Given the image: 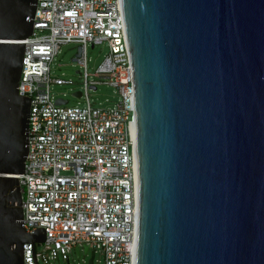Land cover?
Listing matches in <instances>:
<instances>
[{
    "label": "water",
    "instance_id": "95a60500",
    "mask_svg": "<svg viewBox=\"0 0 264 264\" xmlns=\"http://www.w3.org/2000/svg\"><path fill=\"white\" fill-rule=\"evenodd\" d=\"M120 1L134 88V264H264V0ZM36 3L0 0V264H23L25 244L37 264L33 244L45 241V230L23 228L17 180L30 111L18 83Z\"/></svg>",
    "mask_w": 264,
    "mask_h": 264
},
{
    "label": "built area",
    "instance_id": "2783aa9c",
    "mask_svg": "<svg viewBox=\"0 0 264 264\" xmlns=\"http://www.w3.org/2000/svg\"><path fill=\"white\" fill-rule=\"evenodd\" d=\"M67 46L76 48L71 66L77 69L79 91L73 80L53 74ZM100 46L108 53L90 73L88 48ZM101 86L112 88L116 96L114 102L105 100L107 106L90 99ZM58 88L69 94L56 93ZM67 95L78 103L69 107ZM18 96L30 100L28 155L24 175L17 176L23 228L29 235L45 230L43 244L58 248L41 259L52 260L58 252L70 264L73 251L79 258L81 251L86 256L91 251L92 264L97 255L98 264H134V88L121 1L37 0ZM23 264H34L31 244L23 246Z\"/></svg>",
    "mask_w": 264,
    "mask_h": 264
},
{
    "label": "rangeland",
    "instance_id": "374dc122",
    "mask_svg": "<svg viewBox=\"0 0 264 264\" xmlns=\"http://www.w3.org/2000/svg\"><path fill=\"white\" fill-rule=\"evenodd\" d=\"M62 53L60 56L57 57L55 66L53 67V74L57 77H60L62 74L65 77V79H71L74 83H77L73 86V89L75 91H79L81 86L78 83L77 76L75 72L77 69L73 68L71 65L72 59L75 57L76 54V48L75 46H67L63 47L61 49ZM108 49L105 46L96 47L94 49L88 48L87 56L90 60L89 67H90V73L93 72L103 61L104 57L107 55ZM58 65L60 67H58ZM56 93L63 94L68 93L67 88L62 89H56ZM90 99L97 105L98 103L102 104L103 106H107L109 104H105V100L111 102H114L116 100V96L113 94V89L105 86H101L98 88L97 92L90 93ZM68 106L73 107L75 106L78 101L73 99L71 95H67ZM111 105V104H110ZM37 257H38V264H66L62 262L60 253L57 252V254L54 256L52 260H46L41 259V255L50 251V247L44 244H37L35 246ZM58 250V248L51 249L52 252ZM80 258L76 255V252L73 251L71 254L68 255L69 263L70 264H88L90 258H91V251L87 256L84 254L83 251H81ZM101 260V257L99 255L96 256V263L98 264V261ZM84 262V263H83Z\"/></svg>",
    "mask_w": 264,
    "mask_h": 264
},
{
    "label": "bare ground",
    "instance_id": "6f19581e",
    "mask_svg": "<svg viewBox=\"0 0 264 264\" xmlns=\"http://www.w3.org/2000/svg\"><path fill=\"white\" fill-rule=\"evenodd\" d=\"M137 183H138V178L136 179Z\"/></svg>",
    "mask_w": 264,
    "mask_h": 264
}]
</instances>
